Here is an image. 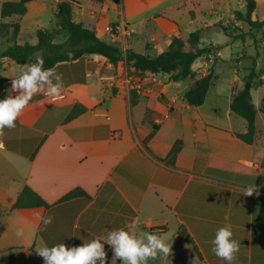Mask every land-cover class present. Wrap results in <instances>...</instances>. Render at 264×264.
<instances>
[{
  "label": "crops",
  "instance_id": "0c3cea01",
  "mask_svg": "<svg viewBox=\"0 0 264 264\" xmlns=\"http://www.w3.org/2000/svg\"><path fill=\"white\" fill-rule=\"evenodd\" d=\"M4 1L0 0V11ZM58 1L30 0L24 15L8 21L18 20L20 32L23 26L55 28ZM73 1L74 20L123 51L159 53L172 36L186 38L197 28H201L198 45L213 47L192 64L194 76L180 82L171 81L167 73L131 72L143 86L136 89L135 104L125 82L126 64L113 65L102 56L86 54L53 66L63 82L61 98L33 95L15 127L0 134V259L43 264L36 251L39 247L77 246L123 228L165 237L171 251L168 257L158 255L159 264H188L189 260L228 264L211 249L216 230L230 227L232 238L239 242L231 264H264V112L257 111L254 141L248 143L237 135L246 131L244 119L230 108L232 81L242 83L254 61L257 70L264 67L258 51L246 50L250 41L255 47L264 43L257 38L264 26L244 39L233 37L250 28L235 16L236 10L246 12V0ZM255 2L253 18L262 20L264 0ZM111 12L131 28L127 38L111 30L118 22L102 26L101 15ZM222 26L228 27L227 32ZM232 45L241 49L226 52ZM220 61L235 63L230 88L216 83ZM21 65L2 58L0 74L14 78ZM210 67L216 78L205 101L192 106L183 94ZM50 79L57 83L55 76ZM113 81L117 86H111ZM253 87L260 100L257 84ZM10 88L11 84L7 95H16ZM76 103L86 110L66 121ZM154 124L158 129L146 146L143 139ZM178 139L183 144L175 163L167 164L160 158ZM198 142L209 149L198 154ZM213 153L248 169L209 173L207 162ZM26 185L49 206L13 208ZM75 188L85 194L62 199ZM247 188H254L251 195L244 194ZM49 216L51 223L44 225L42 218ZM17 228H23L22 236L16 235ZM104 248L110 264L112 251L107 243Z\"/></svg>",
  "mask_w": 264,
  "mask_h": 264
},
{
  "label": "trees",
  "instance_id": "16d2710c",
  "mask_svg": "<svg viewBox=\"0 0 264 264\" xmlns=\"http://www.w3.org/2000/svg\"><path fill=\"white\" fill-rule=\"evenodd\" d=\"M30 0H6L1 5L0 15L3 19L19 17L26 13L27 3ZM103 2L104 0H96ZM73 0H59L56 4L54 15L56 17L55 28L38 27L36 29L37 42H19L21 25L18 20L3 21L0 20V46L5 42L3 49H0V59L6 58L18 64L34 63L37 57H42L44 68H52L56 64L64 61H72L84 57L86 54H97L105 58V60L113 65L126 63L128 70L132 73L136 72H152L167 73L169 79L174 82H180L194 76L192 64L200 56H206L212 49V45L199 46L201 28L190 32L188 37L182 38L174 35L168 47L159 53L139 52L132 48L123 51L118 45L110 43L99 37L95 30L85 25L82 21H76L73 18ZM247 9L245 13L239 10L235 11L237 19H242L249 25L248 31H242L238 35H232L234 38L244 39L246 35H251V30L260 29L264 26V19H254L253 11L255 9V0H246ZM227 32L228 27L222 26ZM58 34H65L63 41H56ZM231 35V34H229ZM148 48V47H147ZM220 48V47H218ZM94 61H89V68L93 69ZM256 61L250 67L249 73L245 76V83L234 89V81H232L233 95L230 103L231 110L241 116L245 121L246 131L237 133V135L248 143L254 141L256 132V114L257 111L264 112V67L257 70L255 68ZM216 78L213 69L210 67L208 72L193 81V83L185 90L183 98L192 106L201 105L208 94L209 87ZM12 78H7L0 74V99L7 95L8 87ZM257 81V87L260 92V105L255 107L251 98V88L254 81ZM147 86V83H144ZM137 90H130V100L132 104L137 101ZM151 98V97H150ZM154 98L150 100V107H153ZM86 107L76 103L66 116L65 120L77 116L84 112ZM149 117V113L146 115ZM158 126L153 125V130L144 139L143 142L147 146V142L157 131ZM183 141L178 139L174 142L168 155L160 158L170 165H174L176 156L182 147ZM198 154L203 150H208L202 143L197 144ZM200 155H198L199 157ZM248 169L241 163H236L228 158L213 153L207 162V171L209 173L226 172L234 173L238 170ZM79 194H85L80 188H75L62 199H67ZM45 206L49 204L30 186H24L19 193L13 208ZM133 212V211H132ZM183 227H179L181 234ZM196 252L200 256V253ZM151 262V260H150ZM149 262V264H150Z\"/></svg>",
  "mask_w": 264,
  "mask_h": 264
},
{
  "label": "clouds",
  "instance_id": "9594fccd",
  "mask_svg": "<svg viewBox=\"0 0 264 264\" xmlns=\"http://www.w3.org/2000/svg\"><path fill=\"white\" fill-rule=\"evenodd\" d=\"M55 76L56 84L52 83L51 77ZM47 86V87H46ZM63 82L59 74L53 68H44L42 57H37L34 63L21 65L17 74L11 79L10 92L0 99V134L5 128H14L15 121L33 95L43 93L52 100L61 98ZM253 105L259 107L260 100L253 96ZM254 188H247L245 195H251ZM43 224L51 223L52 218L44 217ZM23 228L16 229V235H23ZM230 227H220L216 230L212 240V252L218 257L231 264L235 254L239 251V242L232 238ZM107 243L112 251L110 264H148L149 260H155L158 255L168 257L171 245L166 238L155 233L140 231L133 232L123 228L113 229L106 235L94 237L83 241L77 246L67 247L64 243L51 247L37 248L38 254L43 258V264H107L109 258L104 248Z\"/></svg>",
  "mask_w": 264,
  "mask_h": 264
},
{
  "label": "rangeland",
  "instance_id": "374dc122",
  "mask_svg": "<svg viewBox=\"0 0 264 264\" xmlns=\"http://www.w3.org/2000/svg\"><path fill=\"white\" fill-rule=\"evenodd\" d=\"M209 3H207L208 5ZM238 7V6H236ZM239 8V7H238ZM11 18H5L2 20H10ZM223 19H225V16H223ZM14 20V19H13ZM121 20V16L119 14H116V12H111V13H107V14H102L101 15V23L102 26H106L109 25V23L111 24L112 22H120ZM66 35L65 34H58L56 37V41H63L65 40ZM257 38L258 39H264V27L259 30L257 32ZM18 41L19 42H31V43H36L37 42V36H36V30H32V29H28L26 26L22 27V31L20 32L19 36H18ZM239 44V43H238ZM5 46V42L3 41L0 49H3ZM237 49H241V48H237L236 45H232V48H229L226 50L227 51H233V50H237ZM246 50L247 51H253L256 50L259 52V63L261 66L264 65V43L260 44L258 46L255 47L253 41H250V44H246ZM97 55V54H96ZM100 56V55H99ZM243 61V60H242ZM241 61V62H242ZM126 64V63H121V65ZM127 65V64H126ZM235 63L234 62H223L220 61V65H219V70H218V74H219V78L217 79L216 83L220 86H228V88H230V78L232 73L234 72V67ZM243 68H241L242 70ZM245 77L243 78L242 83L239 81V79H236L234 81V89H237L241 84L245 83ZM258 80H255V84H257ZM251 92L254 96L257 97V91L255 87H252ZM160 258H156L155 260H152V263L150 262V264H159L161 263V261L159 260ZM10 261H12L11 258H8L7 260H1L0 259V264H11ZM149 264V262H148ZM188 264H194L193 260L191 262V260H189Z\"/></svg>",
  "mask_w": 264,
  "mask_h": 264
},
{
  "label": "built area",
  "instance_id": "2783aa9c",
  "mask_svg": "<svg viewBox=\"0 0 264 264\" xmlns=\"http://www.w3.org/2000/svg\"><path fill=\"white\" fill-rule=\"evenodd\" d=\"M111 30L117 31L124 38H127L132 33L131 28L128 26V24L125 21H121L112 25ZM125 82L128 85L129 90L140 89L143 87L142 79L135 78V76L129 70L126 72ZM111 86H117V83L113 81L111 82Z\"/></svg>",
  "mask_w": 264,
  "mask_h": 264
},
{
  "label": "water",
  "instance_id": "95a60500",
  "mask_svg": "<svg viewBox=\"0 0 264 264\" xmlns=\"http://www.w3.org/2000/svg\"><path fill=\"white\" fill-rule=\"evenodd\" d=\"M251 98H252V95H251Z\"/></svg>",
  "mask_w": 264,
  "mask_h": 264
}]
</instances>
